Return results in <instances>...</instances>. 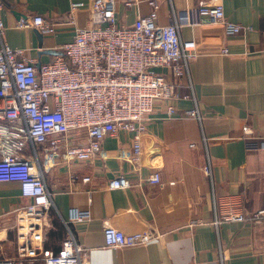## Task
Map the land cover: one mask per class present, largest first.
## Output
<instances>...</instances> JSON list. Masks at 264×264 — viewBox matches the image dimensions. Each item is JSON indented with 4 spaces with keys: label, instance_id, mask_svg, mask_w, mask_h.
Masks as SVG:
<instances>
[{
    "label": "crops",
    "instance_id": "obj_1",
    "mask_svg": "<svg viewBox=\"0 0 264 264\" xmlns=\"http://www.w3.org/2000/svg\"><path fill=\"white\" fill-rule=\"evenodd\" d=\"M3 1L7 42L23 48L38 65L52 61L76 28L88 25L93 2ZM72 1L85 4L75 14L76 26L69 23ZM139 1L127 8L117 0L118 23L130 25L138 14L151 11L150 0ZM199 1H162L158 22L170 23L173 6L182 38L197 42L200 54L190 64V81L202 120L188 116L195 107L190 99L173 101V118L168 104L158 101L143 133L141 167L132 162V136L124 130L105 138L104 153L94 162L69 163L39 146V165L55 206L42 244L31 242L32 253L41 247L58 251L71 230L88 264H264V216L225 220L229 212L250 217L264 209V0H222L226 18L245 27L234 35L202 16ZM36 14L56 24L54 34L18 26ZM185 84L188 80L179 89L183 94ZM246 127L253 130L251 145ZM208 164L211 177L204 170ZM155 172L161 183L149 181ZM72 173L79 176L76 182ZM119 176L130 185L110 188ZM83 177L91 180L83 182ZM28 201L18 182H0V255L18 254L16 211ZM107 225L126 233L146 231L151 239L112 248L104 238Z\"/></svg>",
    "mask_w": 264,
    "mask_h": 264
},
{
    "label": "built area",
    "instance_id": "obj_2",
    "mask_svg": "<svg viewBox=\"0 0 264 264\" xmlns=\"http://www.w3.org/2000/svg\"><path fill=\"white\" fill-rule=\"evenodd\" d=\"M162 1L150 0L151 11L138 14L128 25L117 21V0H93L88 25L77 27L73 39L58 48L61 53L52 61L38 65L23 48L7 42L4 1L0 0V182H18L22 197L29 200L16 211L18 254L0 255V264H88L71 230L58 251L45 247L39 253L31 251L34 239L42 244L55 206L39 165V146L45 145L53 158L65 156L69 163L94 162L104 153L105 138L124 130L132 136V162L141 167L143 133L158 101L168 104V117L173 118L177 113L173 101L190 99L195 107L188 116L202 120L190 81V64L200 54L197 42L182 38V24L173 6L170 23L159 24ZM123 3L132 8L140 1ZM84 7V2L72 1L70 24L76 26L75 14ZM199 12L224 25L228 35L245 29L226 18L222 0H200ZM55 25L41 14L18 23L43 35L54 34ZM185 80L188 92L183 94L179 89ZM245 136L253 144L250 127L245 128ZM204 170L212 176L211 164ZM78 179L71 174L72 181ZM149 181L161 183L160 173L151 174ZM129 185L124 176L110 181L114 189ZM262 216L264 209L250 217L229 212L225 220L243 222ZM215 222L219 224L217 217ZM104 238L108 246L121 248L146 244L151 235L107 225Z\"/></svg>",
    "mask_w": 264,
    "mask_h": 264
},
{
    "label": "bare ground",
    "instance_id": "obj_3",
    "mask_svg": "<svg viewBox=\"0 0 264 264\" xmlns=\"http://www.w3.org/2000/svg\"><path fill=\"white\" fill-rule=\"evenodd\" d=\"M3 237V236H2Z\"/></svg>",
    "mask_w": 264,
    "mask_h": 264
}]
</instances>
